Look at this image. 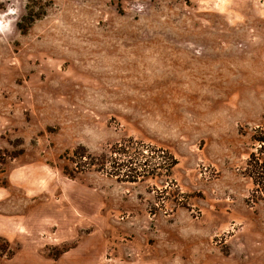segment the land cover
Masks as SVG:
<instances>
[{
	"label": "rangeland",
	"instance_id": "1",
	"mask_svg": "<svg viewBox=\"0 0 264 264\" xmlns=\"http://www.w3.org/2000/svg\"><path fill=\"white\" fill-rule=\"evenodd\" d=\"M258 138L264 0H0V264H264Z\"/></svg>",
	"mask_w": 264,
	"mask_h": 264
},
{
	"label": "trees",
	"instance_id": "2",
	"mask_svg": "<svg viewBox=\"0 0 264 264\" xmlns=\"http://www.w3.org/2000/svg\"><path fill=\"white\" fill-rule=\"evenodd\" d=\"M260 146H264V138H258L257 140ZM125 147H128V145H123V147L119 148H113L111 150V154L109 156H106V154H98L93 155L86 151H83L81 153H78V158L83 159L80 162L85 163L86 167L94 166L96 170L104 171L106 168H108V171L111 175H114L116 177H120L123 179L125 177L126 179H130L127 175L129 170L136 168V160H134L131 155H129L127 149ZM262 148V147H261ZM161 161L165 160V154L158 155ZM170 159L171 156H169ZM145 160L144 162H146ZM140 165V164H138ZM173 165L172 162H170L169 166ZM108 172L107 170H105ZM68 175H73L74 172L65 171ZM133 179V178H132Z\"/></svg>",
	"mask_w": 264,
	"mask_h": 264
}]
</instances>
